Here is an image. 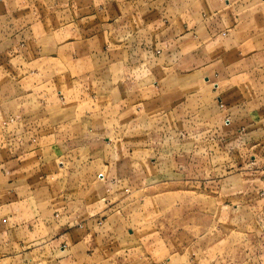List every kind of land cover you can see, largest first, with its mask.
<instances>
[{"label":"crops","instance_id":"1","mask_svg":"<svg viewBox=\"0 0 264 264\" xmlns=\"http://www.w3.org/2000/svg\"><path fill=\"white\" fill-rule=\"evenodd\" d=\"M0 264H264V0H0Z\"/></svg>","mask_w":264,"mask_h":264},{"label":"rangeland","instance_id":"2","mask_svg":"<svg viewBox=\"0 0 264 264\" xmlns=\"http://www.w3.org/2000/svg\"><path fill=\"white\" fill-rule=\"evenodd\" d=\"M156 149L159 150V148H156ZM189 197H190V199L189 200H186V201H190L191 202L192 201V197H193L192 194H190Z\"/></svg>","mask_w":264,"mask_h":264},{"label":"built area","instance_id":"3","mask_svg":"<svg viewBox=\"0 0 264 264\" xmlns=\"http://www.w3.org/2000/svg\"><path fill=\"white\" fill-rule=\"evenodd\" d=\"M226 123H228V121L226 120Z\"/></svg>","mask_w":264,"mask_h":264}]
</instances>
